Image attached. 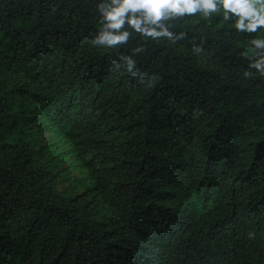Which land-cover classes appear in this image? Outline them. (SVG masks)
Listing matches in <instances>:
<instances>
[{"label":"trees","instance_id":"16d2710c","mask_svg":"<svg viewBox=\"0 0 264 264\" xmlns=\"http://www.w3.org/2000/svg\"><path fill=\"white\" fill-rule=\"evenodd\" d=\"M100 2L0 0V264H264V77L242 75L264 29L186 17L175 44L102 49ZM137 44L154 87L115 67ZM39 129L82 191L57 189Z\"/></svg>","mask_w":264,"mask_h":264},{"label":"clouds","instance_id":"9594fccd","mask_svg":"<svg viewBox=\"0 0 264 264\" xmlns=\"http://www.w3.org/2000/svg\"><path fill=\"white\" fill-rule=\"evenodd\" d=\"M100 24L91 43L102 49H119L129 44L134 35L142 41L167 40L175 44L187 38V33L174 31L175 23L186 17L211 19L214 14L232 23L239 33L255 34L264 29V0H101L97 4ZM250 55L245 79L253 70L264 77V38L250 40ZM146 51L143 44L131 49V54H120L115 67L137 80L145 88L154 87L159 77L145 75L137 65L136 55ZM192 52L200 56L204 49L192 41Z\"/></svg>","mask_w":264,"mask_h":264},{"label":"rangeland","instance_id":"374dc122","mask_svg":"<svg viewBox=\"0 0 264 264\" xmlns=\"http://www.w3.org/2000/svg\"><path fill=\"white\" fill-rule=\"evenodd\" d=\"M35 136L37 145L47 147L46 161L57 163L54 167L56 172H59L56 179L57 189L64 194L82 191L86 185L85 170L74 161L70 148L65 143L58 142L46 129L35 131ZM60 157H62L61 160H55Z\"/></svg>","mask_w":264,"mask_h":264}]
</instances>
